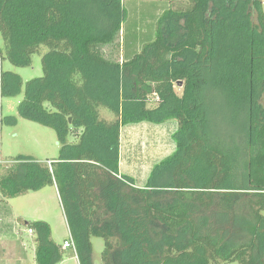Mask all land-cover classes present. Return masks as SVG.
Segmentation results:
<instances>
[{
  "label": "trees",
  "instance_id": "1",
  "mask_svg": "<svg viewBox=\"0 0 264 264\" xmlns=\"http://www.w3.org/2000/svg\"><path fill=\"white\" fill-rule=\"evenodd\" d=\"M176 4L122 47L123 0H0V59L47 48L42 76L1 72L2 95L22 93L19 113L60 142L50 163H0V191L56 185L80 264H94L92 236L102 264H264L263 0ZM170 119L176 148L138 187L120 175L121 128ZM26 224L36 264L64 259L47 221Z\"/></svg>",
  "mask_w": 264,
  "mask_h": 264
},
{
  "label": "rangeland",
  "instance_id": "2",
  "mask_svg": "<svg viewBox=\"0 0 264 264\" xmlns=\"http://www.w3.org/2000/svg\"><path fill=\"white\" fill-rule=\"evenodd\" d=\"M183 1L186 0H176L175 3ZM158 18V15L154 14L133 16L128 12L126 34L121 39L122 47L134 44L137 39H145L143 43L150 41L148 36L152 33L155 36ZM137 28H141V31ZM3 48L4 40L0 32V49ZM46 52L47 48L42 47L40 52L32 56L29 65L14 63L9 58L0 59V78L2 71H13L24 81L42 76V56ZM176 90L179 94L182 93L180 85H176ZM22 98V93L13 96L0 95V158L3 160V166L12 165L22 155L33 156L39 161L60 156V142L56 130L36 119L21 115L18 106ZM154 105V102L150 103V106ZM218 110L217 116L220 117V108ZM141 127L142 125H138V129ZM170 143L168 141L166 145ZM142 155L144 154L140 156ZM153 160L150 156L143 159L144 166L150 165ZM158 162L152 164L151 170ZM28 221H47L51 226L53 240L64 247V259L54 264H80L76 247L64 246L66 240L72 239V235L61 197L55 186L28 191L12 198L4 197L0 191V264H35L38 234L35 230L29 232L30 228L26 224ZM91 242L94 264H102L104 238L92 236Z\"/></svg>",
  "mask_w": 264,
  "mask_h": 264
},
{
  "label": "crops",
  "instance_id": "3",
  "mask_svg": "<svg viewBox=\"0 0 264 264\" xmlns=\"http://www.w3.org/2000/svg\"><path fill=\"white\" fill-rule=\"evenodd\" d=\"M123 1L126 7L129 6L130 9L133 7V10L131 9V14L133 15L143 14L146 12L145 9H149L151 7L153 9L150 13L158 16L162 13L164 8H167L172 2H176V0ZM143 5H145V7ZM142 8L143 10H141ZM0 95H2L1 78ZM1 113L2 111L0 110V115ZM138 125H142L140 128L141 131L138 129ZM177 128L178 121L175 119H170L162 123L141 122L122 126L120 134V175H128L135 179L136 186L144 187L150 174L149 172L152 164L168 156L175 150L176 145L172 136ZM168 141L171 143L166 145ZM150 149V152L152 153L151 155L149 152ZM141 154L144 155L140 156ZM149 156L151 158L153 157L154 160L150 163V165L148 164V166H144L145 161H143V159H148ZM53 159L55 158H48L47 162H51ZM53 186L57 188L56 185Z\"/></svg>",
  "mask_w": 264,
  "mask_h": 264
},
{
  "label": "built area",
  "instance_id": "4",
  "mask_svg": "<svg viewBox=\"0 0 264 264\" xmlns=\"http://www.w3.org/2000/svg\"><path fill=\"white\" fill-rule=\"evenodd\" d=\"M0 163H2V159L1 158H0ZM29 232L32 233L33 229L30 228ZM64 246L65 247H75V243H74L73 239L66 240L65 243H64Z\"/></svg>",
  "mask_w": 264,
  "mask_h": 264
},
{
  "label": "water",
  "instance_id": "5",
  "mask_svg": "<svg viewBox=\"0 0 264 264\" xmlns=\"http://www.w3.org/2000/svg\"><path fill=\"white\" fill-rule=\"evenodd\" d=\"M70 120H71V118H70Z\"/></svg>",
  "mask_w": 264,
  "mask_h": 264
}]
</instances>
